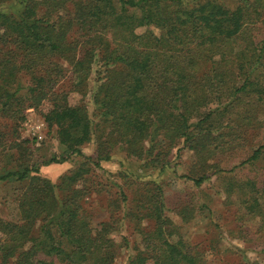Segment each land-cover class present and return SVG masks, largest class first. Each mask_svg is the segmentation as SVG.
Returning <instances> with one entry per match:
<instances>
[{
  "label": "trees",
  "instance_id": "trees-1",
  "mask_svg": "<svg viewBox=\"0 0 264 264\" xmlns=\"http://www.w3.org/2000/svg\"><path fill=\"white\" fill-rule=\"evenodd\" d=\"M88 91L91 112L84 98L69 100ZM43 101L63 147L44 164L78 157L56 183L39 174L26 139H9L22 111ZM2 116L12 121L0 124V163L15 150L19 164L0 167V181L20 192L18 220L0 217V264H114L111 234L126 217L140 233L126 264H202L152 171L189 151L188 180H225L224 193L237 188L247 212L264 217V0H0ZM91 140L95 157L82 151ZM117 151L142 161L134 175L118 172L138 197L126 214L122 197L111 199L95 229L85 201L107 186L95 169Z\"/></svg>",
  "mask_w": 264,
  "mask_h": 264
},
{
  "label": "rangeland",
  "instance_id": "rangeland-1",
  "mask_svg": "<svg viewBox=\"0 0 264 264\" xmlns=\"http://www.w3.org/2000/svg\"><path fill=\"white\" fill-rule=\"evenodd\" d=\"M94 69L95 66H93ZM67 75H70V72ZM94 76L92 72L91 80ZM93 84L94 82L90 81V88ZM68 85L67 81L62 83L65 90L69 89ZM80 98H84L83 101L91 112L89 91L84 97L79 93L71 92L69 100L74 103ZM49 108L50 104L47 101H43L37 107L25 108L16 124L17 135L10 134L9 139L14 137L26 139L32 153L31 162L39 165V174L56 183L62 174L76 167L78 157L72 156L60 163L44 164L53 155H59L63 148L57 141L55 127H49L44 121L43 113ZM8 117H0V124L6 131L9 130V123L12 121ZM82 151L85 155L95 157L96 145L93 140L84 144ZM170 156L173 169H167L161 174L158 171H152V176L160 179L166 215L172 220L176 231L184 240L196 246L203 258L202 264H264V217L247 212L241 202V192L237 188L231 194L224 193L225 180L223 183L222 179L212 177L200 186L188 180L185 174L191 161V152L185 151L182 159L175 158V151ZM16 159L15 150H8L2 156L0 167L16 168L19 164ZM141 163L142 161L128 159L122 152L117 151L110 160L100 162L101 168H94L95 180L101 185L107 184V186H101L103 189L101 192H93L85 201V207L95 229L99 227V222L109 220L113 210L109 206L111 199L122 197L121 203L125 214L126 208L135 206L138 193L134 179H122L118 172L130 170L134 175ZM257 165L261 166L262 162H257ZM144 173L146 172H142L141 175ZM226 179L230 180V177ZM19 192L20 185L17 182L0 181V217L2 219L18 220ZM183 210L187 212L186 219L182 218L183 216L178 212ZM120 213L117 211L116 218L121 217ZM126 218L121 226H115L116 230L111 234L119 245L114 264H126L127 256L132 251L131 246L140 242V233L134 226L135 220ZM150 223L149 220H143L141 225L143 228H149ZM123 236L126 237L130 249L123 245L121 239Z\"/></svg>",
  "mask_w": 264,
  "mask_h": 264
}]
</instances>
